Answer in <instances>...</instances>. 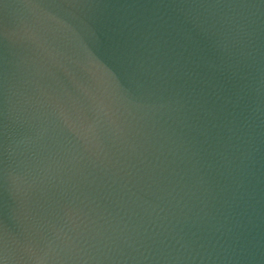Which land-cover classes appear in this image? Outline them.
Returning a JSON list of instances; mask_svg holds the SVG:
<instances>
[{"label": "water", "instance_id": "95a60500", "mask_svg": "<svg viewBox=\"0 0 264 264\" xmlns=\"http://www.w3.org/2000/svg\"><path fill=\"white\" fill-rule=\"evenodd\" d=\"M0 264H264V0H0Z\"/></svg>", "mask_w": 264, "mask_h": 264}]
</instances>
